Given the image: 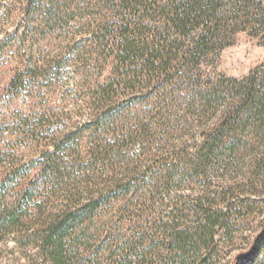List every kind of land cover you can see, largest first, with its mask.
<instances>
[{"label":"trees","instance_id":"1","mask_svg":"<svg viewBox=\"0 0 264 264\" xmlns=\"http://www.w3.org/2000/svg\"><path fill=\"white\" fill-rule=\"evenodd\" d=\"M33 2L43 9L47 0ZM102 2L101 9L107 14L99 21H89L92 35L81 62L83 113L89 119L76 123L61 140L47 128L48 117L28 128L26 133L36 138L37 133L47 134L48 140L51 134V142L38 161V172L26 178L14 205L3 204L1 199L9 184L25 179L23 170L0 186V240L15 230L22 231L32 214L30 202L44 190V200L32 209L36 229L32 234L31 228L23 231L26 245L36 246L47 264H223L224 253L216 238L221 219L229 213L216 211L218 201L200 198L191 209L177 205L171 210L177 220L194 214V227L180 226L179 221L165 223L164 218H157L163 216L165 200L133 191L131 181L137 168H124L119 162L125 149L144 145L151 138L152 111L141 112V108L154 101L176 100L164 96L165 89L181 82L184 75L199 72L217 50L229 44L235 29L246 28L251 20L247 7L239 0ZM52 10L46 13L49 20H71L77 15L74 9L72 15L69 9L60 8L57 14ZM62 64L55 62L44 72L38 64L30 65L12 79L8 94L26 88L28 77L58 75ZM80 114L82 111L77 118ZM123 119L128 122L121 125ZM161 123L168 127L171 121L167 118ZM86 133L91 137L88 161L80 150ZM222 142L223 137L214 130L202 148ZM168 186L167 181H158L155 190ZM104 216L118 221L96 223ZM263 252L264 219L248 248L236 253L228 264H258Z\"/></svg>","mask_w":264,"mask_h":264},{"label":"rangeland","instance_id":"2","mask_svg":"<svg viewBox=\"0 0 264 264\" xmlns=\"http://www.w3.org/2000/svg\"><path fill=\"white\" fill-rule=\"evenodd\" d=\"M239 2L247 7L250 24L235 29L229 44L199 72L184 75L181 82L165 89L164 96L176 100L154 101L141 108V112L152 111L151 138L125 149L119 162L124 168H137L133 191L165 200L163 216L157 217L165 223L179 221L180 226L194 227V214L177 220L171 210L177 205L191 209L200 198L218 201L216 211L229 213L221 219L216 238L224 253L223 264L248 248L264 219V0ZM102 6V0H47L43 9H37L33 0H0V186L10 183L19 169L26 175L7 186L1 203L15 204L21 186L38 172V161L51 142V134L47 140V134L37 133L36 138L26 133L33 123L48 117L47 128L61 140L76 123L89 119L83 113L81 62L92 35L89 21L107 14ZM60 8L69 9V14L74 9L77 15L71 20H49L46 13L53 9L57 14ZM60 61L58 75L28 77L26 88L8 94L12 79L30 65L38 64L44 72ZM167 118L171 123L161 127V120ZM214 130L223 142L202 148ZM90 138L84 134L80 148L86 161ZM162 162L164 166L159 165ZM158 181H167L168 188L155 190ZM43 191L29 204L32 214L23 229L31 228V234L37 227L32 209L44 200ZM108 220L118 221L104 216L96 223ZM22 231L0 240V264H47L36 246L26 245L28 238ZM258 264H264V252Z\"/></svg>","mask_w":264,"mask_h":264}]
</instances>
